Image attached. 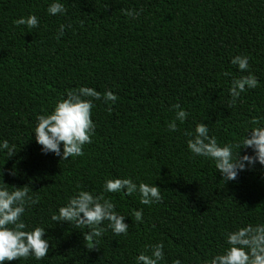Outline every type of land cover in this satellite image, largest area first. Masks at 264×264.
I'll return each instance as SVG.
<instances>
[{
	"label": "trees",
	"instance_id": "trees-1",
	"mask_svg": "<svg viewBox=\"0 0 264 264\" xmlns=\"http://www.w3.org/2000/svg\"><path fill=\"white\" fill-rule=\"evenodd\" d=\"M50 2L0 0V140L14 146L10 157L0 152V182L31 188L37 202L22 218L45 228L50 242L44 258L7 264H134L158 241L164 264H201L221 249L226 230L264 222V166L224 183L210 161L190 158L184 135L202 121L218 142H230L264 119V0H61L66 12L55 16ZM121 9L142 11L133 19ZM29 13L37 27L14 24ZM235 55L249 56L258 85L233 102L231 81L247 75L230 64ZM81 85L117 99L93 101L96 129L82 156L43 154L32 134L36 116ZM176 103L189 117L169 132ZM116 176L154 183L161 201L102 193L104 179ZM77 185L111 198L127 215L128 234L83 240L87 228L54 222ZM139 208L143 222L132 215Z\"/></svg>",
	"mask_w": 264,
	"mask_h": 264
},
{
	"label": "clouds",
	"instance_id": "clouds-1",
	"mask_svg": "<svg viewBox=\"0 0 264 264\" xmlns=\"http://www.w3.org/2000/svg\"><path fill=\"white\" fill-rule=\"evenodd\" d=\"M48 15L65 14L66 9L61 0H51L46 9ZM133 19L142 10L121 9ZM17 26L35 28L39 18L29 13L14 20ZM64 24L58 28V37L63 36ZM67 27H71L68 25ZM230 64L235 65L241 75L234 78L228 88V95L235 102L248 89H255L258 79L248 71L249 56L235 55ZM103 98L107 102H115L117 97L112 91L103 94L87 86L68 90L64 96L57 99L53 107L38 114L35 119L32 134L35 142L41 146L43 154L52 153L61 160L79 157L84 154L83 148L92 142L96 125L92 119L93 101ZM174 118L167 122L169 132H175L178 123L183 124L189 117V112L179 103L171 105ZM185 144L190 158H204L215 166L221 180L226 183L235 180L241 171L259 164L264 166V119L253 118L249 126L230 142L220 143L215 135H210V128L202 121L195 122L190 131H186ZM251 150V154L242 150ZM0 152L10 157L14 146L7 139L0 140ZM33 192L28 185L10 187L0 182V264L29 256L40 260L49 251V240L45 238L46 229L41 226H29L22 218L29 205L37 201L30 195ZM102 193H123L125 196H138L143 205H153L161 201V192L154 183L137 182L132 177H108L101 185ZM137 222H143V209H133ZM127 215L121 214L111 198L102 194H94L77 185V191L68 197L67 202L59 206L52 214L54 222H68L77 228H87L82 231L83 240H93L111 230L113 235H127L129 225L125 223ZM164 244L145 245L143 251L136 254L134 264H164ZM172 264H181L176 259ZM201 264H264V222L238 225L223 233L221 249L204 258Z\"/></svg>",
	"mask_w": 264,
	"mask_h": 264
}]
</instances>
